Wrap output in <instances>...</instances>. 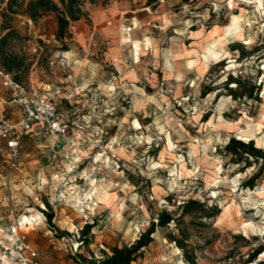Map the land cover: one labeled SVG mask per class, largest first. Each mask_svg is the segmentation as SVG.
I'll list each match as a JSON object with an SVG mask.
<instances>
[{
	"label": "rangeland",
	"instance_id": "obj_1",
	"mask_svg": "<svg viewBox=\"0 0 264 264\" xmlns=\"http://www.w3.org/2000/svg\"><path fill=\"white\" fill-rule=\"evenodd\" d=\"M125 4L87 3L90 16L71 25L68 51L55 39V14L34 23L24 14L4 16L0 4V32L5 23L16 30L12 50L31 64L19 74L22 82L57 99L75 127L71 136L80 155L78 161L72 158V149L59 138H28L25 187L14 185V214L6 223L30 214L38 221L54 212L57 235L46 234L53 231L47 223L30 228L28 237L50 264H77L70 238L93 221L90 243H102L92 247L101 257V249L134 243L161 210L179 213L195 199L204 203L203 210L158 228L150 256L137 264H157L159 254L158 264H166V257L168 264H186L184 250L170 245L171 234L186 239L196 264H259L264 250L248 260L264 247V177L254 189L245 187L257 169L242 171L243 165L231 163L220 149L233 137L254 139L264 148V0H172V17L149 30L117 11L101 22L93 19L96 11L126 9ZM236 43L253 55L231 51ZM158 53L175 60L172 74L157 72L164 62ZM108 57L116 63H97ZM87 59L85 66L81 62ZM133 66L139 70L134 77L127 73ZM229 75L262 85L260 101L229 96L222 86ZM209 86L222 88L203 95ZM101 193V202L115 193L109 209L96 198ZM212 207L220 214L205 218ZM115 219L132 230L106 236ZM56 238L67 252L54 249ZM89 247L81 249L87 258Z\"/></svg>",
	"mask_w": 264,
	"mask_h": 264
},
{
	"label": "trees",
	"instance_id": "obj_2",
	"mask_svg": "<svg viewBox=\"0 0 264 264\" xmlns=\"http://www.w3.org/2000/svg\"><path fill=\"white\" fill-rule=\"evenodd\" d=\"M182 3H189L190 0H181ZM87 3L91 5L106 6L109 0H0V4L4 6L3 15L17 16L24 14L31 21L37 23V21L47 14H55L56 16V34L55 39L62 43L59 47L62 51L69 50V43L72 39L71 25L82 19H88L90 16L89 10L86 8ZM0 33V63L6 72H9L18 80L22 82V77L19 74H23L29 71L31 64L27 63L24 56H20L13 52V41L17 39V32L14 28L5 23ZM196 30V29H193ZM231 51H239L245 58L250 57V53L245 52L241 45L236 43L230 47ZM237 86L232 88L231 84ZM223 87L229 90V96L236 99L260 101L259 93L261 86L255 82H248L242 77L229 75L227 80L223 82ZM222 87L213 88L212 86L206 87L203 91V95L220 90ZM220 150H222L227 157L230 158V162L233 164L243 165V170L246 171L255 167L257 170L249 177L245 183V187L254 189L257 185V180L264 177V148L258 147L255 140L252 139L249 142H245L242 139L233 137L229 142ZM172 197H168V201H171ZM50 207V206H49ZM205 207L204 203L198 200L190 199L180 207L179 213H170L166 209L161 210L156 215V220L150 223L149 228L141 233V236L132 244L124 247L112 246L109 251L101 249V257H97L95 253H91V258L83 256V253H79L78 257H74L77 264H131L139 259H143L145 256V249L155 241V232L158 228L169 227L172 223L178 221L180 218L186 215L198 214ZM220 214V210L217 207H212L209 210L204 211V217L215 218ZM201 218H204V217ZM55 215L54 212H46V218L48 225L56 231L54 224ZM96 225H87L80 232L83 242V247L91 245L90 234ZM66 235V233H63ZM170 243L177 245L179 249L184 250V256L186 264H196V257L194 254L189 255L186 252V239L176 235H168ZM264 250L260 248L255 253L249 256L248 262H254L258 255ZM259 264H264V261H260Z\"/></svg>",
	"mask_w": 264,
	"mask_h": 264
},
{
	"label": "built area",
	"instance_id": "obj_3",
	"mask_svg": "<svg viewBox=\"0 0 264 264\" xmlns=\"http://www.w3.org/2000/svg\"><path fill=\"white\" fill-rule=\"evenodd\" d=\"M0 77L3 80V87L10 93V99H0V107L3 106V109H0V158L6 161L9 173L19 174L22 171L27 149L25 140L28 137L59 138L61 143L68 144L72 149V158L78 161L80 155L76 152V142L71 136L75 127L65 120L57 99L42 90L20 83L11 73L3 70L1 65ZM13 105L19 111L16 119H12L6 109ZM111 154L112 160L117 161V155ZM99 164L94 161V166L100 171ZM5 185L10 186L9 183ZM42 220L48 222L45 215ZM23 223L16 219L7 232L0 235V264H40L30 238L22 229ZM93 224L95 221L89 225ZM66 238L63 235V239ZM70 239L73 243L70 253L73 257H78V254L82 253L81 249L84 248L81 234L77 232V237L73 235ZM170 245L175 246L173 243ZM162 262L168 264V258H162Z\"/></svg>",
	"mask_w": 264,
	"mask_h": 264
},
{
	"label": "crops",
	"instance_id": "obj_4",
	"mask_svg": "<svg viewBox=\"0 0 264 264\" xmlns=\"http://www.w3.org/2000/svg\"><path fill=\"white\" fill-rule=\"evenodd\" d=\"M173 7L174 6L172 4V0H126V4H125L126 9L115 10L116 9L115 8L113 10L96 11L95 13H93V19L96 22H101L102 20L109 19L110 16L115 15L116 11H117V13L118 12L122 13L123 16L130 14L132 20L136 19L137 21H140V23H142L145 26V28H147L149 30L151 27H158L159 26L158 24H160V22H162V20H164L165 18L167 19V18L172 17ZM157 55L160 56V57H158V59L164 60V62L162 64V68L159 70L157 69V72H160L159 74H161L164 71L166 76H167V74L168 75L172 74L173 73L172 69L175 70V60H173L172 62L170 60L167 61L168 56L165 53H161V54L158 53ZM115 61L116 60H113L112 58L108 57V58L104 59V61L102 60V61L97 62V63H99L100 65L105 64V66L108 67V65H107L108 63L110 65H113L114 63H116ZM121 61H123V60H121ZM81 63H83L85 66H88V64L90 63V60L87 59ZM0 65H1V63H0ZM171 67H173V68H171ZM1 68L4 70L2 65H1ZM103 68H104V66H102L99 70H102ZM136 68H138V67L133 66L131 68H128L129 70L127 73L129 74V76L134 77V75L137 74L136 71H139V70L137 69L135 71ZM84 70L86 71V69H84ZM89 70L91 71L92 69L90 68ZM151 73H152V75L155 74V72H151ZM98 74L99 75L101 74L103 76L104 72L97 71V75ZM112 75H113V73H112ZM0 99H10V93L8 92V90L5 87H3L2 77H0ZM0 109H3V106H1ZM6 109L8 110L10 117L12 119H16V117L18 116V113H19L17 107L13 105V106H8ZM141 121L143 122L142 123L143 125H147V124L151 123L150 121H147V122L144 120H141ZM28 138H30V137H28ZM28 138H26V140H25L27 142V147H28V141H27ZM50 138L49 137H41V138H35V140L41 141V139H45L46 142H50V140H49ZM62 144H64V143H62ZM50 145L53 147V145L51 143H50ZM26 151H27V149H26ZM25 155H26V153H25ZM25 170H26V157H25L23 169L19 174L9 173L8 165H7L6 161H4L2 158H0V235H4L16 220V218H15L11 224L6 223V218L10 219V218H12V214H14V209H13V207H15L14 206V197H15L14 185L17 182V183H19V185H21V187H25V174H24ZM5 183H9L10 186L9 187L6 186ZM109 194H111V193H109ZM114 194L115 193H112L111 196H109L107 202L102 201L103 203L100 200V198H102L104 196L103 193L99 194L98 196L96 195V198H98L99 202L101 204H103V207H105L106 209H109L110 206L113 205L114 200L116 199L115 198L116 196ZM163 198H166V197H163ZM35 218H36V216L33 214H30V216L26 215V217H24V216L18 217V220H21L24 222L22 229L27 233V235H28V230L30 228L35 229L36 227L42 226L44 224L47 226L48 222H45V221L43 222L42 219H38V221H35L36 220ZM73 226L75 227V225H73ZM127 226H128L127 222H122V220H120V219H115L113 221V229L112 230L106 229L105 234H106V236H108V233L110 235L121 234V233L126 234V231L128 230ZM131 230H129V231H131ZM129 231H127V232H129ZM47 233L51 234L53 237H54V235L58 234L57 229H56V231L55 230H53V231L49 230L46 232V234ZM55 240H56V244H55L54 249L58 248L61 251V249L64 248L63 250L67 252V249L62 244L61 240L58 238H56ZM30 241H31L33 249L38 254L40 264H50L48 262V260L45 261L43 259L42 254L39 251V248L35 245V242L33 243V240H31V238H30ZM98 244L100 245L102 243L96 242L94 244L95 247H98ZM153 244H155V241L145 249L146 252H145L144 260L148 257V255H149L148 252H149V250H151ZM94 245H90L89 253H95V255H97V252H95V249L92 248V247H94ZM115 246H117V245H115ZM158 256L160 257L161 255L159 254ZM159 257L154 258L155 261L158 263H159ZM150 260H152V259H150ZM131 264H137V261L132 262Z\"/></svg>",
	"mask_w": 264,
	"mask_h": 264
},
{
	"label": "bare ground",
	"instance_id": "obj_5",
	"mask_svg": "<svg viewBox=\"0 0 264 264\" xmlns=\"http://www.w3.org/2000/svg\"><path fill=\"white\" fill-rule=\"evenodd\" d=\"M233 20H234V23H237V21H238L235 15L233 16ZM136 46H137V49L140 48L139 47L140 45L138 43L136 44ZM135 54H136V52H135Z\"/></svg>",
	"mask_w": 264,
	"mask_h": 264
}]
</instances>
